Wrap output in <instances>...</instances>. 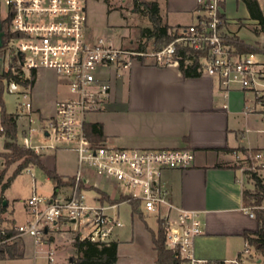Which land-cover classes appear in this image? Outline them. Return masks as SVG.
I'll use <instances>...</instances> for the list:
<instances>
[{
  "label": "built area",
  "instance_id": "1",
  "mask_svg": "<svg viewBox=\"0 0 264 264\" xmlns=\"http://www.w3.org/2000/svg\"><path fill=\"white\" fill-rule=\"evenodd\" d=\"M89 1L0 0V26L5 32L0 75L5 76L4 94L21 99L20 113L15 114L18 127L25 123L21 145L38 154L48 149H72L79 161L66 194L34 193L26 202L30 220L2 230V234L10 230L43 244L50 230L66 225L81 240L109 244L116 237L113 229L125 226L119 216L120 206L130 204L131 213L138 215L132 207L136 203L144 216L152 215L157 225L159 221L164 223L163 248L175 251L179 264H208L195 255L194 240L202 233L199 212L176 205L163 179L168 170L193 166L195 152L187 148H129L106 141L94 143L84 126L92 122L87 120L89 114L106 109L113 81L123 78L141 58L161 67H180L183 59L186 64L198 60L200 75L217 80L225 96L239 90L251 95L264 112V54L240 53L226 40L224 0H195L196 21L172 26V40L159 50L153 46L145 50L138 49L139 46L122 47L111 39L91 35ZM130 1L143 7L158 0ZM42 70L56 73L68 90V96L56 103L52 116L43 115L32 99L35 81ZM2 110L0 103V137L4 136ZM39 136L45 137L46 142L37 143ZM260 157V153H243L242 172L255 170V165L248 163ZM90 190L95 192L91 199L87 196ZM101 193L118 202L104 200ZM248 252L246 249L245 253ZM232 263L242 264L240 260Z\"/></svg>",
  "mask_w": 264,
  "mask_h": 264
},
{
  "label": "crops",
  "instance_id": "2",
  "mask_svg": "<svg viewBox=\"0 0 264 264\" xmlns=\"http://www.w3.org/2000/svg\"><path fill=\"white\" fill-rule=\"evenodd\" d=\"M258 1L264 12V1ZM158 3L162 19L164 9L197 14L195 0H158ZM225 15L228 34L238 36L233 25H237L238 30L253 25L254 33L264 34L255 31L259 23L251 18L249 11L248 17L236 21L227 13ZM41 96L36 88L33 98L35 107L43 115L52 116L56 103L61 99L57 95L48 100ZM252 107L254 109L248 111ZM107 109V113L106 110L98 112L99 117L92 122L102 123L105 141L111 145L187 148L195 152L193 166L168 170L164 172L163 179L176 205L199 212L202 233L194 240L197 258L206 260L208 264H234L233 260H240L242 264H264V257L256 254L243 237L245 232L257 230L258 222L253 212L243 204L247 179L241 169L243 153L240 150L258 149L264 157V147L243 143L247 133L244 128L254 125L257 130H262L264 126V112L253 102L251 95L234 90L225 96L217 80L208 76L185 78L177 65L161 67L135 62L123 78L113 81ZM24 126L25 123H22L18 127L19 135ZM59 175L65 179L71 177ZM68 190L67 186H62L57 193L66 194ZM3 202L4 199L0 218L6 219L2 221V230L30 220L26 202L20 214H15L9 202L7 206ZM68 230L71 231L66 225L50 230L43 244H36L32 237L18 236L14 232L9 240L0 242V264H74L65 244H61L56 236L58 232ZM149 231L155 251L153 230L149 228ZM116 237L111 241H117L119 248L125 241ZM66 242L76 250L73 241ZM246 249L248 253H245ZM119 254L118 249V259ZM156 258L155 251L154 264ZM113 264L123 263L118 260Z\"/></svg>",
  "mask_w": 264,
  "mask_h": 264
},
{
  "label": "rangeland",
  "instance_id": "3",
  "mask_svg": "<svg viewBox=\"0 0 264 264\" xmlns=\"http://www.w3.org/2000/svg\"><path fill=\"white\" fill-rule=\"evenodd\" d=\"M222 5L224 6L223 9L225 13L235 21L238 18L248 17V11L241 0H226L223 1ZM262 5L264 6V3H262ZM135 8L136 6H134L130 0L125 3L121 2V0H90L87 3L88 28L90 34L94 37L111 39L116 45L122 47L136 48L139 46L140 42H146V38H143L141 41V29L152 27V22L148 15ZM162 15V20L172 26L194 23L197 17V14L194 15L190 12L174 9H164ZM233 28L236 29L239 38L243 40L245 44L259 46L264 50V34L257 35L254 33L252 31L253 25L242 27L239 30L237 25H233ZM151 46H153L152 42L149 43L148 47ZM36 88L40 96L42 95L41 97L45 100L51 99L54 96L56 97V95L58 99H64L68 96V90L63 84V81L53 71L42 70L39 73L33 89L32 99L34 98ZM3 100L8 113H20L18 102L21 101V99L18 96L5 93L3 95ZM105 110L107 113V107ZM97 117H99L97 113L89 114L87 120L94 121ZM244 129L247 132L246 141L243 140L244 144L249 143V145L252 146L264 147V126H262V130H260V128L257 130L254 125ZM20 135H18L19 144L23 141L20 139ZM4 142L5 137H0V152H6L4 149ZM36 142H46V138L39 136ZM41 156V160L45 165L55 169L61 175L72 177L78 169V154L72 149H48L42 152ZM3 163V157H0V170L4 167ZM17 164L18 163H15L8 168L5 181L13 175ZM244 165H247V163ZM248 165H255L258 174L264 178V157L262 154L260 158L254 160V163L250 161ZM248 176L249 175L246 174L247 181L245 183V188L254 191V181L249 179L250 177ZM100 184L103 186L102 182H100ZM106 190L116 194V191H113L111 188H106ZM54 192L55 185L52 181L45 176L40 168L31 165L24 169L21 174L17 175L4 192H2L0 186V212L2 210L1 202L3 199L4 202H9V206L14 209L15 214H20L24 211L25 202H28V199L34 193L37 195L52 196ZM94 195V190H90L87 194L89 199L94 198ZM248 209L252 212L254 206H249ZM119 212L120 218L125 224V227H116L113 229L114 234L117 236L116 238L125 241L118 248L120 250L119 262L123 264H154L155 251L152 248L149 228L156 232L157 222L155 218L152 215H146L144 220L137 216L132 217L130 204H122ZM5 219L6 218H0V230H2L1 228L4 226L2 221ZM7 225H9V223ZM57 234L58 240L62 242L61 244L64 243L67 248L69 252L68 256H70L73 263L76 264L75 261L77 260L78 253L69 242H66V240L73 241L77 233L68 230L58 232ZM132 238H135V240L132 241ZM89 264L111 263L91 262Z\"/></svg>",
  "mask_w": 264,
  "mask_h": 264
},
{
  "label": "trees",
  "instance_id": "4",
  "mask_svg": "<svg viewBox=\"0 0 264 264\" xmlns=\"http://www.w3.org/2000/svg\"><path fill=\"white\" fill-rule=\"evenodd\" d=\"M249 14L253 20H257L259 28L256 32H264V12L262 11L258 0H242ZM138 11L149 16L152 27L143 28L140 31L141 41L146 38V42H140L138 49L145 50L149 43H153L155 50H159L167 45L172 40V26L164 23L160 15V6L158 1L145 3L143 7L136 8ZM226 40L240 53L259 52L264 54V50L259 46H251L244 43L238 36L232 34L225 35ZM187 52L189 49H186ZM0 52H2L0 50ZM185 53V52H183ZM191 54V53H190ZM199 55L198 52H195ZM185 56V55H184ZM186 57V56H185ZM141 63L144 65L148 64L145 58H141ZM199 63L198 60L192 64H186L185 60L180 61V71L185 78L200 77L198 72ZM4 75H0V103L3 107L2 110V121L4 128V149L6 152H0V157L4 159V167L0 170V186L2 192H4L11 184L12 180L21 172L32 166H36L42 170L45 176L52 181L55 185V192L62 187L68 186L72 183V179L66 180L63 176H60L56 171L48 168L41 160V154L36 153L34 150L27 148L18 142V123L16 115L8 113L4 104ZM84 131L87 137L94 143H100L106 140L104 134L103 125L100 122H88L85 123ZM240 151L244 154H258V149L249 150L242 148ZM18 163L14 169L13 175L5 181L7 170L13 164ZM252 181H254V191L245 188L243 191V204L244 207L254 206L252 211L257 222L258 229L255 231H247L243 234V237L247 241L248 245L254 248V251L259 256L264 257V178L261 177L257 169L246 172ZM104 200L109 202H118L114 199L109 198L107 195L101 193ZM2 203V202H1ZM134 213H138V216L144 220L145 216L137 208L136 203H132ZM14 232L10 231L6 235L2 234L0 230V242L12 237ZM154 249L157 254L156 264H179V258L175 251L165 250L164 243L166 241V227L162 221H159L156 232L152 231ZM73 245L78 253L76 264H89L91 262H109L111 264L118 260V242L111 241L109 244L94 243L89 240H81L78 235L73 238Z\"/></svg>",
  "mask_w": 264,
  "mask_h": 264
},
{
  "label": "water",
  "instance_id": "5",
  "mask_svg": "<svg viewBox=\"0 0 264 264\" xmlns=\"http://www.w3.org/2000/svg\"><path fill=\"white\" fill-rule=\"evenodd\" d=\"M5 36V32L2 30V27L0 26V49L3 47V39ZM7 202H4V205H6Z\"/></svg>",
  "mask_w": 264,
  "mask_h": 264
}]
</instances>
